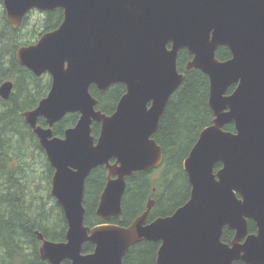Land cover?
Instances as JSON below:
<instances>
[{"label":"water","instance_id":"1","mask_svg":"<svg viewBox=\"0 0 264 264\" xmlns=\"http://www.w3.org/2000/svg\"><path fill=\"white\" fill-rule=\"evenodd\" d=\"M2 5L13 29L31 10L63 13L55 30L15 54L20 66L51 80L47 95L22 113L53 168L50 195L66 221L62 242L36 233L42 261L122 264L130 247L148 241L159 243L156 264L235 259L264 264V0H2ZM221 46L230 52L225 61L215 56ZM181 50L191 56L184 71L199 70L208 79L213 115L182 163L189 198L169 216L148 221L149 200L127 226L109 223L122 213L127 178L162 162L152 136L184 80L176 67ZM114 84L124 85L125 93L106 115L95 108L89 88L104 92ZM12 87L9 80L0 84L3 100ZM75 113V125L62 138L54 136L53 126ZM93 123L100 126L96 139ZM227 124L234 132L223 130ZM98 166L107 173L95 210L103 223L89 227L84 181ZM249 220L256 235H247ZM224 227L235 232L230 245L220 241ZM85 243L93 245L92 252L82 253Z\"/></svg>","mask_w":264,"mask_h":264},{"label":"trees","instance_id":"2","mask_svg":"<svg viewBox=\"0 0 264 264\" xmlns=\"http://www.w3.org/2000/svg\"><path fill=\"white\" fill-rule=\"evenodd\" d=\"M62 19V11L56 9L37 17L25 16L19 27L13 29L0 6V84L8 80L13 84L8 99L0 97V264H47L39 256L37 232L49 241L65 240L66 221L50 195L53 168L22 117L24 111L34 109L39 100L47 95L50 77L48 74L33 75L15 58L19 47L33 44L42 34L55 30ZM215 56L219 61H225L230 58V52L221 46ZM190 60L186 50L179 51L176 67L185 77L169 98L152 136L161 148L162 162L156 169L139 171L127 178L121 216L111 218L109 223L127 226L145 210L149 199L154 201L149 212L150 221L172 214L189 198L190 186L182 163L201 130L213 120L207 106L208 79L199 70L184 71ZM233 88L230 87L227 93ZM89 92L97 102L95 108L110 115L125 93V87L114 84L100 92L92 85ZM77 119L78 114H67L53 126V135L62 137L64 130L74 126ZM38 124L45 126L42 118L38 119ZM223 130L234 132L233 124L224 125ZM91 134L97 138L99 124H92ZM218 168L219 164L215 169ZM106 174L103 166H98L85 179L82 205L86 226L103 223L95 215V210ZM40 178L47 183L45 197L38 196L39 186L34 184V180ZM45 201H53L52 206ZM222 235L224 239L227 232ZM158 247L159 243L154 242L137 243L129 248L122 264H155ZM92 250L91 243L83 244V254Z\"/></svg>","mask_w":264,"mask_h":264},{"label":"flooded vegetation","instance_id":"3","mask_svg":"<svg viewBox=\"0 0 264 264\" xmlns=\"http://www.w3.org/2000/svg\"><path fill=\"white\" fill-rule=\"evenodd\" d=\"M1 2H0V6H1V8L4 10V8H3V5H2V0H0ZM45 12H48V11H38V10H31V11H29L25 16H29V17H37V16H40V15H42V14H44ZM4 13H5V11H4ZM5 17H6V15H5ZM7 21V20H6ZM43 35V34H42ZM41 35V36H42ZM40 36V37H41ZM39 37V38H40ZM38 38V39H39ZM38 41V40H37ZM36 41V42H37ZM35 42V43H36ZM35 43H33V44H35ZM33 44H30V45H33ZM27 46H29V45H27ZM22 47V46H21ZM20 48V47H19ZM16 54V53H15ZM39 77V76H38ZM51 81V80H50ZM49 91V90H48ZM43 99V98H42ZM40 101V100H39ZM39 103V102H38ZM38 105V104H37ZM66 116V115H65ZM64 118V117H63ZM40 119V118H39ZM73 127V126H72ZM70 128V127H69ZM99 128H100V126H99ZM65 131V130H64ZM64 134V133H63ZM63 137V136H62ZM62 137H59V138H62ZM96 139V138H95ZM112 162V161H111ZM104 168V167H103ZM105 169V168H104ZM106 171V170H105ZM89 175V174H88ZM87 178V177H86ZM85 182V181H84ZM190 186V185H189ZM190 193V192H189ZM149 200H152V199H149ZM148 200V201H149ZM147 204V203H146ZM153 206H154V201H153ZM182 206V205H181ZM153 208V207H152ZM171 215V214H170ZM121 216V215H120ZM119 216V217H120ZM166 216H169V215H166ZM148 217H149V215H148ZM159 217H165V216H159ZM157 218V217H156ZM155 219V218H154ZM148 221H149V219H148ZM151 221V220H150ZM101 224V223H100ZM98 225V224H97ZM118 225V224H117ZM120 226V225H119ZM93 227V226H92ZM256 231H257V227H256V224L253 222V221H251V220H249L248 222H247V235L248 236H252V235H256ZM223 232H227V236L224 238V239H222V234H223ZM222 234H221V238H220V241L222 242V243H225V244H227V245H230L231 244V242L234 240V236H235V232L234 231H231V230H229L227 227H224L223 228V230H222ZM245 239L246 238H242V239H240L239 241H238V244H240V245H242L243 243H244V241H245ZM241 255H242V253H241ZM155 264H156V257H155ZM231 264H245L241 259H235V260H233L232 262H231ZM251 264H253V263H251Z\"/></svg>","mask_w":264,"mask_h":264},{"label":"rangeland","instance_id":"4","mask_svg":"<svg viewBox=\"0 0 264 264\" xmlns=\"http://www.w3.org/2000/svg\"><path fill=\"white\" fill-rule=\"evenodd\" d=\"M32 20H34V19H32ZM31 20V21H32ZM40 175V174H39ZM34 184H36L37 186H39V188L37 189L38 190V196H42V197H45V193H44V190H46V188H47V183L45 182V180H41V178L40 179H37L36 181L34 180ZM39 198V197H38ZM45 200H47V199H45ZM41 201V200H40ZM46 202V201H45ZM53 201H51V203H52ZM47 203V205H49V206H52L51 205V203H48V202H46Z\"/></svg>","mask_w":264,"mask_h":264}]
</instances>
